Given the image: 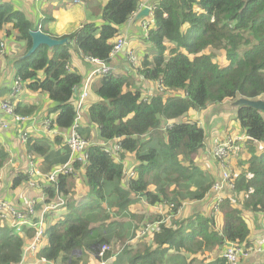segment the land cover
Masks as SVG:
<instances>
[{"label":"trees","instance_id":"16d2710c","mask_svg":"<svg viewBox=\"0 0 264 264\" xmlns=\"http://www.w3.org/2000/svg\"><path fill=\"white\" fill-rule=\"evenodd\" d=\"M104 1L99 25L86 23L62 37L68 39V44L54 48L41 46L30 57L17 59L13 64L15 78L28 82L26 89L46 95L55 104L50 113L55 115L52 124L60 132H68L74 122L76 92L83 80L77 71H68L72 59L70 48L83 57L112 64L113 45L140 3L139 0ZM152 8L154 26L147 39L141 35L138 38L150 52L140 54L132 50L138 62L136 68H131L123 58L129 66L123 68V73L114 70L99 79L92 90L98 102L86 109L88 126L78 129L79 135L89 140H93L92 128L96 140L119 142V160L105 154L99 146L89 148L85 167L74 166L76 171H84L88 189V200L81 204H76L73 192L67 188L70 177L58 178L57 189L66 201L63 210L68 212L45 225L43 238L47 239V245L40 248L41 242L39 246L35 255L38 264L42 259L46 264H81L85 253L101 261L98 257L101 247L119 235L111 231L93 233L94 227L86 214L93 211L94 204H101L102 210L97 214L103 215V221L108 219L106 205L119 214L140 199L150 206L174 204L175 215L181 202L178 197L168 199L171 193L167 183L195 185L202 181L201 173L197 175L194 171L191 158L200 152L206 140L202 128L196 123L182 122L181 118L190 111L198 112L238 98L264 100V0H157ZM8 25L17 33L15 42L25 44L23 55L31 47L29 32L39 29L45 33L43 28L34 27L23 11L0 2V31ZM5 34L11 37L10 31L6 30ZM0 43L4 42L0 40ZM152 48L156 51L154 55ZM210 51L224 54L227 66L219 67ZM39 73L44 74L43 79L38 77ZM170 92L178 95L171 96ZM32 112L33 109L16 106L17 114L29 116ZM235 117L248 144L255 143L257 147L249 148L247 166L234 176V191L220 194L218 211L198 213L188 220L172 219L170 226L162 223L152 237L155 249L149 247L134 253L127 244L117 264H123L126 259V264H166L170 252H196L199 239L211 249L248 241L250 229L245 213L253 214L256 219L264 217V115L240 107ZM61 141L55 137L53 144ZM49 151L50 142L44 139H30L26 145L28 154L46 155ZM128 155L133 160L126 167ZM6 159V152L0 148V169ZM182 159L188 162L183 164ZM67 160L68 157L63 158L58 164ZM128 172H134L135 177L127 179ZM26 180V171H21L12 180L11 190ZM109 183H114L112 192L118 198L114 202L105 199ZM151 184L157 185L154 192L148 189ZM55 190L53 186L41 187L48 198L46 203L54 198ZM209 190L210 185L200 186L194 199L202 200ZM224 193L230 195L224 197ZM211 196L215 198L213 192ZM51 214L44 216L45 223ZM218 218L222 226L216 230ZM33 235V230L27 228L18 234L7 221L0 220V264H19L26 250L25 242L30 243ZM111 256L107 252L102 260L107 261ZM213 264L227 263L219 258Z\"/></svg>","mask_w":264,"mask_h":264},{"label":"crops","instance_id":"0c3cea01","mask_svg":"<svg viewBox=\"0 0 264 264\" xmlns=\"http://www.w3.org/2000/svg\"><path fill=\"white\" fill-rule=\"evenodd\" d=\"M156 1L157 0H140V3L143 5H149L152 7V5H154ZM0 2L10 3L14 7L23 11L25 15L33 23L34 27L43 28L45 31V33L44 32L43 33L54 39H62V37L74 33L82 25L86 23H95L96 25H99L101 23L102 9L106 3L104 0H85V1H80L78 3H73V0H43V1H39V0H0ZM70 4L81 6L82 11H78V12H76V10L74 11L72 6H70ZM83 4L85 5L83 6ZM63 8L67 12H61ZM94 10L98 11L96 16L92 13V11ZM84 14H85V18L83 19ZM143 19L141 18L139 20H136V17L133 18L132 21L125 26L124 30H122L123 33L119 36V37H125L126 41L130 42V45H131L130 48H133L134 50L136 49L139 53H140L139 48L141 46H144L143 42L141 44L140 42L139 43L137 42L139 36L140 35L142 36L141 23ZM72 21H74L73 25H70V22ZM6 30L11 32V37L12 36L14 37L17 35L16 31H12L9 25L4 27V29L1 30L0 33H3ZM11 37L4 38V35H3V38H0V40H2L6 44L7 52H12L16 54L23 52L24 47H25L23 46L24 43L17 44L15 42L16 48L10 47V45L7 44L8 42H10ZM123 58L125 61H127L124 52L117 55L114 61L112 62V66L115 68L116 72L118 73H123V68L125 69L127 67V64L123 61ZM10 60L12 63L13 59H10ZM6 61L7 60L5 58L2 59V63H4V68L5 66H7V63H8V61L7 62ZM79 62L81 63L83 62L82 65ZM69 68L70 70L77 71V73L81 75V77L83 78L82 80V84H83L84 80L87 78L88 74L90 73V71H92L94 66L86 62L82 58V56L78 53L77 58L75 57L71 59ZM8 74L3 72V74L0 75V101H4L8 99V93H9L12 81L15 79V74L13 70L12 72H9ZM38 77L40 79H43L44 74L39 73ZM99 79L100 77L92 78L90 82L89 90L91 88L93 89L95 84H98ZM27 83L28 82H26V85ZM82 84L80 88H82ZM26 85H25L22 95L16 100V104L24 108L33 109V112L32 114L29 115V117L36 118L40 126L39 124L34 125L30 123L31 121H29V122H26L25 124L11 123L10 130L8 131L0 130V148H2L7 153V159L5 161L6 163L1 168L2 170L0 169V173L2 174V181L0 183V199L1 198L7 199L11 203L16 205L17 207L23 206L24 201L26 202L27 199L29 198L37 199L38 206H40L41 200L43 196H45L42 193L41 189H38V190L29 189L27 186V182H23L21 185L14 188V190H11L12 180H14V178H16V176L21 171L22 173L26 171V168L28 165V158L26 156V153H27L26 145L21 144L18 138L22 132L29 131V133L32 134V137H36L32 139H44L49 142L51 140V137L49 136L50 133H47V132L44 133L41 124L45 119H48V118L53 119L55 116L54 114L50 113L53 107H55V104L51 103L47 99L46 95H43L38 92L29 91L28 89H26ZM89 98H90V95L88 96L86 101H88ZM204 111L206 110H203V111L201 110V111L192 113V116L195 114L194 117H196L197 120H200L202 119L201 117L203 116L206 117ZM225 111L226 110H223L222 113L218 114V117L220 120L224 117L225 114H223V112ZM235 113L236 111L235 112L232 111V113H229V114H232L231 121H226L227 118L223 119V121L225 122V127H223L220 130H229L230 127H232L231 131H233L234 134L242 135L241 133H243V131H241L238 125V122L235 117ZM212 115H215V114H210L209 116H212ZM24 116H28V115H24ZM1 119H5L2 113H0V120ZM82 121H85V123L83 124L84 127L88 126L87 119L85 120L83 118ZM219 128L220 126L218 127V129ZM212 129L209 130L211 134L213 133ZM90 134H91V138L93 139L92 141L100 142V140H96L94 138L96 136L94 129L91 128ZM207 141L208 140H205V143ZM216 143H217L216 140H212V142L210 141L211 145L208 148L209 153H210L211 147L214 146ZM253 144L255 145V143ZM244 145L245 146H243V148L245 147L247 152H245L244 150H241V152L243 154L246 153V155H248L250 152L249 148L251 147L250 146L251 144L248 145V142H246V144ZM201 151L202 149L200 150V152ZM29 155H31L32 157H34V159H36V164L39 166L41 172L47 174L51 172L55 167L65 163V162H61V164H58L60 163L59 161L61 159L68 157V149L65 143L53 144V142H50V151L46 155H37V154H30V153ZM248 156L250 157V155ZM247 159L248 158L246 157V160ZM124 164L127 167L130 164V162L126 161L124 162ZM204 168H205L206 175L202 177V181L195 185L192 184L191 190L193 192V196L191 198L185 199V196L183 195L184 193L183 191H181L183 189L182 185L184 184L176 188L173 185L170 186L171 189L170 188L169 189L171 191L175 189V191L171 193L170 198L173 199L174 197H178L180 199V202L183 201L182 202L183 209H181V211L177 215V218H173L174 222L176 220L181 221V220L192 219L198 213H203L205 215L209 214L210 207L207 205V203L210 202V198L208 197L209 191L202 200L197 201L194 199V196L199 193L200 186L210 185L212 184V182H214V180L218 178V175L217 174L215 175V172H216L215 164L211 163L209 166H206ZM198 169L199 168H196L194 170L196 171V174H197ZM82 171L83 170L77 171L79 173L78 175H80V172ZM81 176L84 179V175L82 173L77 178H71L67 181V188L69 189V191H74V189H76L77 187L76 185H79V184L81 185V183H83V180L80 181ZM207 178L210 181L209 183H206ZM186 189L187 187L185 188L184 191H186ZM85 191L88 193L87 189H84L81 191L83 193L79 195L83 199L87 197V193ZM73 195L76 201L78 202V200H80V197H77L75 192H73ZM223 195L224 197H228V195L230 194L224 193ZM235 204L239 206V203L236 200H235ZM207 207L209 210L207 209ZM137 208H135L134 210H136ZM63 209L64 207L60 208L59 211L52 213L47 219L46 226L48 224H51V222H54V220L59 218V216L61 217L65 216L68 210L64 211ZM146 210L147 209H145V211ZM168 214H169V211L166 212V216ZM162 217L163 218L165 217L164 214ZM245 218H246L247 224L249 225V229H250V236H249L248 241L245 244L250 247L261 248L262 250L261 252H258L257 250H255L254 252L250 253V256H248V258L244 262H242V264H253L255 262L264 261V242H263L264 240V217H262L261 219H256L253 214L245 213ZM171 221H168L167 224H169ZM170 225L171 223L168 226ZM215 228L216 230H219L220 228L219 224ZM134 239L135 240H133L132 243L130 244H137L136 245L137 248L135 247V249H132L131 245L130 246L128 245V247H131V250L134 253L140 250H146V248H149V247L152 250L155 249V246L153 245V242H152V238L144 239V238H137L135 236ZM195 245L196 247L199 246V248L197 249L196 252L192 254L190 253L187 254L185 252H170L167 258L166 264H213L216 262L217 259L219 258L221 259V254L223 252L224 246L221 248L219 247L212 248V249L207 248L200 241V239L198 243H196ZM43 246L44 245H41L40 248H42ZM180 250H183V249H180ZM194 258H196V262L193 261ZM119 260L120 258L118 256L117 258H112V260L109 263L117 264ZM126 262H127V259L124 261L123 264H126Z\"/></svg>","mask_w":264,"mask_h":264},{"label":"built area","instance_id":"2783aa9c","mask_svg":"<svg viewBox=\"0 0 264 264\" xmlns=\"http://www.w3.org/2000/svg\"><path fill=\"white\" fill-rule=\"evenodd\" d=\"M43 1V0H39ZM80 0H73V3H78ZM143 8H148V16L144 17L142 23H141V34L144 38H148L149 30L154 26V20H153V8L151 6L146 5H140L138 10L131 15V17L128 19L127 24H129L133 18L137 16V14L143 10ZM123 49H125V57L130 66L132 68H136L138 66L137 58L135 55H133L132 50L129 47V42L126 41L125 37H118L115 44L113 45V49L110 54V59L113 62L115 57L123 52ZM3 51L4 44L0 43V58L4 55ZM82 58L88 62L89 64L93 65L94 68L90 73L88 74L87 78L84 80L82 84V88L78 90L77 93V101L75 102V119L71 126V128L68 131V134L63 135L64 143L67 146V149L69 151L68 154V160L66 163L61 164L57 167H55L51 172L47 174H42L36 167L34 159L31 155L26 154L28 158V165L26 168V176H27V186L30 189L38 190L41 189L43 186V182H46L50 185H58V178L60 176H76L77 171L75 169V165L79 164L81 168L85 167L88 159V150L89 148L93 146H99L102 148L103 152L107 154L110 157H113L116 160H119L118 154L120 152V143L113 140L108 142H95L89 139H86L84 137H81L78 133V129L81 126V119H82V112L85 110L84 105L85 102L89 96V87L90 82L93 77H106L107 75L111 74L115 68L112 66L111 63H106L99 61L97 59L83 57ZM68 71H70V68H68ZM26 82L22 81L19 77H16L11 84L9 93H8V99L4 101H0V113L3 114L5 119L0 120V130L1 131H8V128L10 127L11 123L15 124H25L26 122L31 121L32 124H39L36 118L24 116L16 113V100L22 95L24 88H25ZM52 118L45 119L41 126L43 128V132L50 133V137L53 138L54 136H61L63 132H60L57 130L53 124H52ZM40 126V124H39ZM41 128V127H40ZM41 128V129H42ZM36 138L32 137V134L29 133V131H24L19 136V142L23 145H27L30 139ZM232 141L227 140L223 143H217L215 144V147L212 150V156L213 159L221 160L222 162L225 159H229V153L232 149ZM222 178L218 181H215L213 185L211 186V192L214 193L215 198L214 200V209L215 212L218 211L219 203L221 202L220 194L227 190V191H234V184L233 179L230 178L229 174L226 173L225 168H227L225 165H222ZM2 170V169H1ZM127 179L134 178L135 174L134 172H128L127 173ZM42 180V181H41ZM2 181V174L0 173V183ZM45 200H48L46 198V195L43 196L41 200V209L37 211L38 207V200L35 198H29L24 203L21 208H16L13 203L7 202V201H0V220L1 221H7L8 226L14 230L16 233L20 234L23 228H26L28 226H31L34 229V235L32 241L28 244V248L26 250H35L36 248H39L42 238L44 237L45 232V221L44 216L50 212H56L60 210V208L65 206V199L61 196L60 193H56V197L48 202L45 203ZM170 204H163L164 207L169 206ZM161 207V206H160ZM174 209V206L169 210V214L161 219L159 222L153 224H146L149 226H154L152 233H147L145 235H151L153 236L154 233L159 232L160 228L159 225L162 223H166L168 221H171L174 216L179 214V210L176 211L175 215L172 214V210ZM171 217V219H169ZM35 219V220H34ZM147 227L142 234H144L146 231H148ZM139 231L140 236L142 235ZM264 242V240H263ZM109 245L104 244L100 252L98 254V257L101 259L99 264H107L108 260H102L103 256L109 252ZM257 250L258 252H261V248L256 247H250L246 245L245 243H226L223 252L221 254V258L225 260L227 264H242L248 256H250V253ZM23 264V263H21ZM38 264V263H37ZM40 264H46V261L42 259L40 261ZM253 264H264V261L255 262Z\"/></svg>","mask_w":264,"mask_h":264},{"label":"rangeland","instance_id":"374dc122","mask_svg":"<svg viewBox=\"0 0 264 264\" xmlns=\"http://www.w3.org/2000/svg\"><path fill=\"white\" fill-rule=\"evenodd\" d=\"M80 1H85V0H80ZM139 2H140V0H139ZM84 5L85 4H83V6ZM140 5H143V4L139 3L138 8L140 7ZM70 6H72L73 10L74 11L76 10V12L82 11V7L79 6V5L70 4ZM146 6H148V5H146ZM61 12H67V11H65V9L63 8ZM92 13L96 16L98 11L94 10V11H92ZM84 18H85V14L83 15V19ZM73 22L74 21L70 22V25H73ZM5 33H6V31H4L3 33H0V38H3V35H4V38H7ZM15 41H16L15 38L12 36L11 39H10V42H8L7 44L10 45V47H15ZM138 42H141V41L138 40ZM16 43L19 44L18 42H16ZM3 44H4L5 51H3L4 55L0 58V75L3 74V72H5L6 74H8L9 72H12V70H13L12 68H13L14 62L17 59L22 58V55H23V52H20L18 54L12 53V52H7V46H6L5 43H3ZM23 46H25V44H23ZM129 47H131L130 42H129ZM130 49L134 50L133 48H130ZM139 50H140L141 54H143L145 52H148V53L150 52L149 49H145V46H141L139 48ZM123 52H125V49H123ZM155 52L156 51L152 48L151 54L154 55ZM70 53H71L72 58H75V57L77 58L78 53L76 52V50L73 47L70 48ZM210 54H214L213 61L216 62L219 67L224 68V67L227 66V60L225 59L224 54L219 53L218 51H210ZM3 58H5L8 61L7 66H5V68H4V63H2V59ZM10 59H13L12 63H11ZM9 61H10V63H9ZM79 63L82 65L83 62L82 63L79 62ZM127 67H129V66H127ZM131 68H132V66H131ZM145 85L148 86L146 81H145ZM92 90H93L92 88L89 90L90 98L88 99V101L85 102V105H84V109L85 110L82 112V118H84L85 120H86V109H87V107L90 106L91 104H94V103L98 102V99H97L94 91H92ZM169 94L171 96H174V95L177 96L178 95L177 93L175 94V92H170ZM147 96H150V92L148 93ZM229 103H231V102H229ZM229 103L223 104V105H220V106H208L206 109H204V110H206V111H204L206 117L203 116V117H201L202 119H200V120H197V118L194 117L195 114L192 116V113H195L197 111H190L188 114L184 115L181 118L182 122L196 123L200 128H203L205 136H206V140H208V141L206 143H204L205 145L203 146L201 152H198L195 156H192L191 160L193 162H191V163H193V165L196 168H199L198 171H197V175H199V173H201L202 177L204 175H206L204 167L209 166L211 163L215 164V166H216L215 175L217 174L218 178L216 179V177H215L216 180H214V182L218 181V180H220L222 178V173H223L222 165H225L227 167L224 170H226V173H228L230 178L233 179L234 176L239 175L245 169V167L247 166V164L245 162L246 157L249 158V156L246 155V153H244L245 154L244 155L241 152V150H244L245 152H247L246 148L245 147L243 148V146H245L244 144H246V142L248 140L247 137L244 135V132L241 133L242 135L234 134V132L231 131L232 127H230L229 130H220L223 127H225V122L223 121L224 118H227L226 121H231L232 120V117H231L232 114H229V113H232V111H230L229 108L227 107L229 105ZM223 110H226L225 112H223V114H225V115L220 120L219 117H218V114L222 113ZM210 114H215V115L209 116ZM84 123H85L84 121H81V127L83 126ZM219 126H220V128L218 129ZM210 129H212V132H213L212 134H211V132H209ZM8 130H10V127L8 128ZM228 132H230V133H228ZM66 134H68V132H63L61 136H56V137H60L61 140H62L61 143H64L63 135H66ZM54 138H55V136L53 138H51V140L49 142H53ZM212 140H216L217 143H219V144L223 143V142H225L227 140H231L232 141V144H231L232 149H231V151L229 153V159L227 158L223 162L221 160H218V159H215V158L213 159L212 150L215 147V145L211 147L210 153H209V150H208V148L211 145L210 141L212 142ZM261 145H262V143H261ZM252 146H253V148L257 147V145H254V144H252ZM255 151H256V149H255ZM26 154H28V153H26ZM127 160L128 161H132L133 160L132 155H130V156L128 155ZM181 161H182L183 164H186L188 162L187 160H184V159H182ZM34 162H35V165H36L37 169L41 172L39 166L36 164V159H34ZM82 173L84 175V171L80 172V175ZM42 174H46V173H42ZM78 174L79 173L77 172L76 176H70V175H66V176L70 177V179H71V178H77L78 176H80ZM84 179L81 176L80 181L83 180V183H81V185L80 184L76 185L77 186L76 187L77 190L74 189V191H71V192H75L77 197H80L79 195H81L83 193V192H81L82 190L87 189V186H86V184L84 182ZM42 182H43L42 185L53 186V187L56 188L55 195H54V198H55L56 197V193L57 192L59 193V191L57 189V186L47 184L44 181H42ZM209 182L210 181L207 178L206 183H209ZM214 182H212V184H210V190H209V196L208 197L211 200H212V198L210 196L211 195V186L213 185ZM163 184H164V182H162V185ZM167 184H168L167 185L168 192H170V193H173V191H175V189L173 191L170 190L171 189L170 188L171 185L175 186V188H176V187H179L180 185L184 184V185H182L183 189L181 191H183V193H184L183 195L185 196V199H189V198H191L193 196V192L191 190L192 189V183L175 184V183H170L169 182ZM113 185H114V183H109L107 185V187H106V192L109 189V191L106 193L107 197L105 196V199H106L107 202H108V200H107L108 198H110L112 202H114L115 200L118 199L117 197H115V195L112 192ZM82 186H84V187H82ZM186 187H187V189H186V191H184ZM156 188H157V185H152L151 184L148 189H149V191L154 192L156 190ZM87 191H88V189H87ZM61 196H62V194H61ZM54 198H52L50 201H52ZM168 199H171V198L168 197ZM87 200H88V196L86 198H84V199L80 197V200H78V202L77 201L76 202H77V204H81L82 202H87ZM182 202L183 201H181V205H179V212L181 211V209H183L182 208ZM24 203H25V201H24ZM98 204L100 206L97 205V204L92 205L93 211H91L90 213L86 214L88 219L90 220L91 227H94L93 233L96 234V235L97 234H101V233L107 234L106 233L107 231H111V233H117L119 235L118 239L114 238L108 244L109 248H110L109 252L112 254V256L108 260L107 264H110L109 262L112 260V258H117L119 255L121 256V254H123L125 245H127V244L129 246L131 245L132 249H135L137 244H130V243H132L133 240H135L134 239L135 236L137 238H144V239L145 238H152L153 236L145 235V234L152 233L154 226H149V225H146V224H153V223H156L157 221L159 222L162 219L163 214L166 213L167 211H169L172 208V206H174V204H170L169 206H166V207H164V206L160 207L158 204H156L154 206H150L145 201V199H142V200L139 201L138 204L130 206V207L127 208L126 211L121 212V213L118 214L115 210H111L110 206L106 205L105 208H106V214L108 215V219L103 221V219H105L104 217H102L103 215L102 216H98V214H97L98 212H100L102 210L101 204L100 203H98ZM163 204H165V203H162V205ZM207 205L208 206L210 205L209 206L210 207L209 213L212 214L213 213L212 211L215 212L214 202L207 203ZM14 206L16 208H21V207H17L16 205H14ZM40 207L41 206L37 207V211H39L41 209ZM135 208H137V209L134 210ZM145 209H147V210L145 211ZM207 209H208V207H207ZM52 213H55V212H52ZM157 217H159L160 219H157ZM169 219H171V217ZM165 224H167V222ZM218 224H219V226L221 228L222 223H221V219L220 218H218L217 224H215V226H218ZM147 227H149L148 231H146L144 234H142V232ZM26 228L30 229V230H33V233H34V229L31 226H28ZM139 231L144 236H140L139 235ZM133 233H134V235H133ZM28 244L29 243L26 241L25 242V249L28 248V246H29ZM42 245H47V239L46 238H43ZM131 247H130V249H131ZM39 249L40 248H36L35 250H23L22 259H21L19 264H21V263H23V264H37V262L35 260V255L37 254ZM81 261H82L81 264H99L100 263L99 260L94 259L93 257L87 255L86 253L82 255Z\"/></svg>","mask_w":264,"mask_h":264},{"label":"water","instance_id":"95a60500","mask_svg":"<svg viewBox=\"0 0 264 264\" xmlns=\"http://www.w3.org/2000/svg\"><path fill=\"white\" fill-rule=\"evenodd\" d=\"M148 8L141 10L137 16L136 20L148 16ZM31 38V47L30 49L20 58L21 60L30 57L39 47L46 46L48 48H54L61 45H66L69 43L68 39H54L50 36L44 34L42 31L34 30L29 32ZM231 111H237L240 107H249L254 110L261 112L264 115V100H247L245 98H238L237 100L229 103L227 106Z\"/></svg>","mask_w":264,"mask_h":264},{"label":"bare ground","instance_id":"6f19581e","mask_svg":"<svg viewBox=\"0 0 264 264\" xmlns=\"http://www.w3.org/2000/svg\"><path fill=\"white\" fill-rule=\"evenodd\" d=\"M124 35V34H123ZM26 182H27V180H26ZM0 201H7V202H10L9 200H7V199H0Z\"/></svg>","mask_w":264,"mask_h":264},{"label":"clouds","instance_id":"9594fccd","mask_svg":"<svg viewBox=\"0 0 264 264\" xmlns=\"http://www.w3.org/2000/svg\"><path fill=\"white\" fill-rule=\"evenodd\" d=\"M43 194H44V193H43ZM44 195H46V194H44ZM46 198H47V196H46ZM46 201H47V200H45V203H46ZM40 205H41V204H40ZM58 211H59V210H58Z\"/></svg>","mask_w":264,"mask_h":264}]
</instances>
